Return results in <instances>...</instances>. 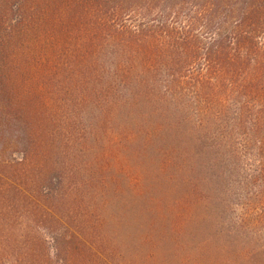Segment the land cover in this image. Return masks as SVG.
Instances as JSON below:
<instances>
[{
    "label": "trees",
    "instance_id": "1",
    "mask_svg": "<svg viewBox=\"0 0 264 264\" xmlns=\"http://www.w3.org/2000/svg\"><path fill=\"white\" fill-rule=\"evenodd\" d=\"M51 2L56 19L32 13L0 37L16 114L0 109L8 122L23 113L33 145L3 164L48 172L39 222L53 245L41 264H264V0ZM57 115L80 125L88 145L73 152L86 159H68ZM205 175L217 176L211 208ZM124 206L149 227L129 244Z\"/></svg>",
    "mask_w": 264,
    "mask_h": 264
},
{
    "label": "rangeland",
    "instance_id": "2",
    "mask_svg": "<svg viewBox=\"0 0 264 264\" xmlns=\"http://www.w3.org/2000/svg\"><path fill=\"white\" fill-rule=\"evenodd\" d=\"M44 2L51 6V8L48 9V7H41L38 12L34 13V11H32L29 13L28 0H0V37L9 38L14 35L11 28L13 25L12 23L18 21L21 17L32 13L34 19L39 17L41 20H44L45 17H47L48 22L56 19L57 5H55V2L53 3L51 0H44ZM17 8H21V10H15ZM42 10H45V12H42ZM48 22L47 25L49 24ZM47 28L48 26L46 27L45 25L43 31H46ZM13 61L11 75L14 77V74H16L20 77L21 71L19 70L21 69H18L17 71L16 68H24V66L20 67L19 65H15L16 61L14 59ZM10 83L11 82L7 76L0 77V101L5 100V102L11 107L13 105L12 97L10 98L9 95H7ZM14 103L17 104L18 102ZM87 103L91 104L89 99ZM9 110L13 112L12 107L11 109L8 108L7 112ZM7 112L0 109V264H41L44 259L41 255L45 252L44 250H52L53 245V242L49 238L47 224L39 222V218L42 216L43 209L41 208L42 204H44L43 202L45 198L43 199V196L38 193H41L40 185L43 184L44 175L47 176L46 173L48 172L45 170L43 172L42 165L39 164L38 166L35 160H28L26 162L23 160L18 161V166L14 162L7 166L3 164L4 156L9 160L11 154L14 155L17 160H20L22 159L21 154L26 153V151L33 146L29 142L32 132L31 125L27 126L28 123L24 121L23 113H18V117H15L14 121L10 120V122H8L6 120ZM12 114L15 115L16 112H13ZM66 119V116L57 115V121L60 122L58 124L59 137L64 141V143L61 144L63 146L69 145L70 158L68 159L71 160L74 159L77 154L79 155L77 151L73 152V147L86 141H82L84 133L82 132L80 125L77 124L75 126L71 124V129L68 130L66 127L67 124H65L68 119ZM115 120L118 119L116 118ZM71 130L74 135L73 138L72 136L70 137L72 140H69V136L72 134V132H69ZM28 132L29 136L27 135ZM107 132L108 131L105 130L104 136L106 137L109 136V133ZM102 138L99 140V147L105 145V140ZM61 144L59 146H61ZM86 145H88L87 142ZM71 155L73 157H71ZM89 155L91 156V152H89ZM79 156V159H86L83 155ZM131 156L132 158L128 159V166L133 167L135 164L133 161L135 155ZM206 159L207 163H205V165H207V173L211 174L209 158L206 157ZM63 161L64 157L61 158V163ZM205 177L209 183V189L206 192L209 199L208 202L210 203L209 207L211 208L212 203H215V196L219 188L216 185L215 180L217 179V176L212 180L213 182L210 179L211 176L205 175ZM164 191H166L165 188ZM14 197H16L14 202H11L9 198L12 199ZM124 198L123 203L126 204L125 200L127 202V196L125 194ZM94 210L96 209L94 208ZM116 210H118V208L114 209L112 207L111 210L107 209V211L111 212L113 215L114 212L115 215L117 214ZM213 211L216 210L213 209ZM119 212L120 220H118V234L126 243L127 241L128 244L129 241L133 243L132 239L139 237L142 231L149 228L148 224L144 226V229L142 226L144 225L142 219H138L134 216V213H136L134 208H125L124 206V210H119ZM163 220L166 221L164 222V225L166 224L165 229L168 227L170 228L169 220L171 221V219L169 218V215L167 217L166 213L163 214ZM107 226V230L111 228L110 224ZM156 226L159 227V225ZM114 231L115 230H113V232ZM207 232L208 230L206 233ZM8 235L10 236L8 237ZM114 235L116 234L114 233ZM44 236L46 242H44ZM205 237H209V235H206ZM4 244L5 247L3 248ZM212 245L214 248L209 246L211 248V252L209 253H212L213 250H215L216 244L212 243ZM212 254L209 257L213 256ZM56 258L55 255V259Z\"/></svg>",
    "mask_w": 264,
    "mask_h": 264
}]
</instances>
